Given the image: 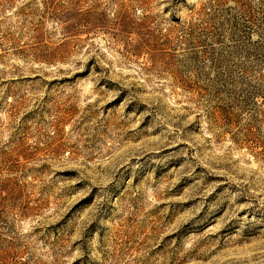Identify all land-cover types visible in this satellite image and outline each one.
I'll list each match as a JSON object with an SVG mask.
<instances>
[{"label": "rangeland", "instance_id": "1", "mask_svg": "<svg viewBox=\"0 0 264 264\" xmlns=\"http://www.w3.org/2000/svg\"><path fill=\"white\" fill-rule=\"evenodd\" d=\"M0 264H264V0H0Z\"/></svg>", "mask_w": 264, "mask_h": 264}]
</instances>
